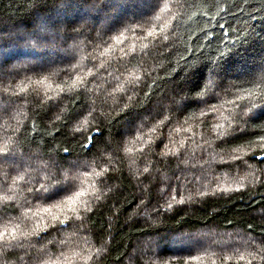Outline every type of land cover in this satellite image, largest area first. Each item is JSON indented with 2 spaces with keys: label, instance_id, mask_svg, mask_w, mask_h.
<instances>
[{
  "label": "trees",
  "instance_id": "16d2710c",
  "mask_svg": "<svg viewBox=\"0 0 264 264\" xmlns=\"http://www.w3.org/2000/svg\"><path fill=\"white\" fill-rule=\"evenodd\" d=\"M162 5L0 0V222L88 193L0 264H264V0Z\"/></svg>",
  "mask_w": 264,
  "mask_h": 264
},
{
  "label": "snow or ice",
  "instance_id": "6c2138e0",
  "mask_svg": "<svg viewBox=\"0 0 264 264\" xmlns=\"http://www.w3.org/2000/svg\"><path fill=\"white\" fill-rule=\"evenodd\" d=\"M168 6L169 0H163L162 7H159L158 10L150 16L149 20L145 21V24L149 25L147 29H144V25H137V27L147 31V36L141 37L142 39H147L149 37L155 38L164 31V28H160L159 32H157L156 28L150 25L152 21H159L161 19V14L168 9ZM125 38V33L121 31L111 39L115 41L116 45H119L123 43ZM109 51H115V46L110 45L105 48L104 52L100 53V55H107ZM39 83H43V81ZM84 83V79L77 76L71 84L56 85V89L60 92L65 90L72 91L78 89ZM47 87L49 90H53L51 84ZM26 90L25 88H21L20 92L22 93ZM254 95H256L255 91H250L248 97L245 98H251ZM259 96L264 97V89L260 91ZM51 98L52 97H49V99ZM230 102L236 103L237 101L234 100ZM213 107H215V105H213ZM260 139L264 142V137ZM262 146H264V144H262ZM10 151H12V149L9 147L8 143L0 142V156H5ZM22 179V176L14 177L12 181L13 186ZM41 188H43L45 192L49 191V186L41 185ZM87 194L86 189L69 185L61 188L59 192L55 194V197L49 195L46 199L38 198L41 200V203L23 213L24 220L32 221V226L30 228L27 225H24L22 228L21 224L18 223L9 224L0 222V249L5 246L23 247V241L30 239L32 236H38L42 231H47L49 227H57V225L63 226L68 224L70 220L79 218L78 213L80 208L87 204V200L83 199ZM10 199H12V197L0 195V202ZM201 260L202 257L199 256L188 257L183 259V264H200ZM44 264H48V262L46 261ZM53 264H55V262H53Z\"/></svg>",
  "mask_w": 264,
  "mask_h": 264
}]
</instances>
